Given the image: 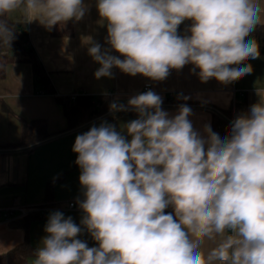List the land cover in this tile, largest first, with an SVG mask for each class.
I'll list each match as a JSON object with an SVG mask.
<instances>
[{"label":"clouds","instance_id":"1","mask_svg":"<svg viewBox=\"0 0 264 264\" xmlns=\"http://www.w3.org/2000/svg\"><path fill=\"white\" fill-rule=\"evenodd\" d=\"M17 10L26 23L51 30L82 19L86 6L0 0V17ZM97 10L107 22L106 42L124 57L85 37L100 65L97 79L116 67L162 81L192 64L201 82L228 84L250 74V64L240 65L260 55L246 38L264 25V0H97ZM185 20L192 25L182 37L177 30ZM13 39L14 29L0 19V42L10 47ZM257 95L223 139L210 125L206 138L194 130L186 105L169 118L151 90L128 100L139 116L125 125L131 139L106 122L77 135L81 224L98 246L78 239L81 227L57 211L33 264H264V95ZM110 110L125 106L112 103Z\"/></svg>","mask_w":264,"mask_h":264},{"label":"crops","instance_id":"2","mask_svg":"<svg viewBox=\"0 0 264 264\" xmlns=\"http://www.w3.org/2000/svg\"><path fill=\"white\" fill-rule=\"evenodd\" d=\"M83 3L86 6L83 18L79 21L70 20L63 27L57 25L56 33L38 21L27 23L31 45L57 95L110 96L114 103L128 106V100L144 93V87L149 84L153 92L161 97L162 104L167 103L168 98L179 95L184 104L207 105L227 112L232 109L234 101H243L247 105L246 114L253 104L260 101L257 89L264 95V56L249 59L240 65L250 64L251 73L228 84L215 78L201 82L199 69L192 64H187L180 70L171 69L168 77L162 81H154L141 74L131 76L116 67L111 69V77L97 79L94 74L100 65L89 55L90 45L84 42L85 37H92L94 42L101 45L102 51L107 50L110 55L120 59L124 57L106 42L107 22H102L99 16L97 0H83ZM10 17L15 21L26 22L22 10L10 13ZM181 25L178 35H190L192 21L185 20ZM69 28L73 32L65 34ZM242 92L244 99L240 98ZM162 110L169 114V118L179 112L175 108ZM191 110L192 114L188 119L194 130L206 138L204 126L210 125L214 130L216 116L205 110ZM137 118V112L122 113L93 126L106 122L113 125L126 139H131L125 125ZM34 121H44L50 137L70 130L64 107L53 95L36 87L33 66L27 62L9 64L6 77L0 80V149L22 148L17 145L22 139L23 124ZM85 132L87 131L68 135L30 152L0 155V255L21 245L26 237L23 217L9 222L4 219L5 211L12 208L27 212L45 209L43 218L29 224L30 241L35 250L42 246V240L47 235L45 227L49 216L57 211L63 213L65 218L71 217L81 227L78 239L86 242L89 247L98 246L81 224L85 213L79 202L85 197L79 180L81 169L75 164L78 154L72 150L76 136ZM50 182H54V186L51 198L47 200V186ZM70 203H75L73 209L69 208ZM33 257L28 258L27 264H33Z\"/></svg>","mask_w":264,"mask_h":264},{"label":"trees","instance_id":"3","mask_svg":"<svg viewBox=\"0 0 264 264\" xmlns=\"http://www.w3.org/2000/svg\"><path fill=\"white\" fill-rule=\"evenodd\" d=\"M0 19L5 20L8 25L14 29V39L11 41L10 47H7L0 42V80L6 77V70L9 64L22 62L30 63L33 66L36 87L44 93L53 95L56 101L64 107V112L68 119L70 130L80 127L81 125L111 111L110 105L114 102L110 96L78 95V97L74 99L73 95H57L48 73L31 45L28 24L25 21L13 20L10 17V13L6 14L4 17H0ZM56 26L52 28L53 33H56ZM181 29L182 25L180 24L177 30L178 34ZM72 32V28H69V31L65 34H71ZM246 39L255 40L259 46V56H264V26H257L255 31L252 32ZM172 99L174 104H184V101L179 95H174ZM235 109L238 115H245L247 112V105L245 102L240 101L237 103ZM224 113L228 117H232L233 108ZM215 119L217 123L214 125L213 132L219 134L221 139H223L228 134L230 125L217 117ZM88 130L89 128L85 131ZM49 137L50 134L47 131L46 123L44 121L24 123L22 139L17 146L26 147L48 139ZM53 186L54 182H50L47 186V200H50L51 198ZM43 217L44 213L40 211H32L22 218L26 229L25 240L21 245L17 246L13 250L0 255V264H27L28 258L33 257L36 251L30 241L29 224L32 221Z\"/></svg>","mask_w":264,"mask_h":264},{"label":"water","instance_id":"4","mask_svg":"<svg viewBox=\"0 0 264 264\" xmlns=\"http://www.w3.org/2000/svg\"><path fill=\"white\" fill-rule=\"evenodd\" d=\"M172 98H168L167 99V103L165 104H161V108H175V109H179L181 107V105H186L188 106L190 109H198V110H205L208 111L210 113H212L214 116L218 117L219 119H221L222 121L226 122L228 125L231 126L232 124V120L221 110L212 107V106H207V105H187V104H174ZM128 112H136L134 109H132L129 106H125V110L123 111H109L107 114L102 115L86 124L81 125L80 127H77L75 129H71L69 131L60 133L58 135H55L53 137H50L48 139L42 140L38 143L26 146V147H22V148H17V149H0V155H6V154H16V153H23V152H30L33 151L34 149L45 145L47 143L53 142L55 140L61 139L63 137H66L68 135H72L81 131H84L90 127H92L93 125L97 124L98 122H101L105 119L111 118L115 115H119L122 113H128Z\"/></svg>","mask_w":264,"mask_h":264},{"label":"built area","instance_id":"5","mask_svg":"<svg viewBox=\"0 0 264 264\" xmlns=\"http://www.w3.org/2000/svg\"><path fill=\"white\" fill-rule=\"evenodd\" d=\"M149 90L153 91V88H152L151 85L148 84V85H146V86L144 87V92L149 91ZM77 97H78V95H73V98H74V99H76ZM170 98H173V96L170 97ZM240 98H241V99H244V93H243V92L240 93ZM236 105H237V101H234V105H233V107H232V108H233V114H232V117H229L232 121H234L235 118H237L238 116H240V115H238L237 112H236V109H235ZM74 207H75V203H70V204H69V208H70V209H73ZM39 211L42 212V213H45V209H40ZM165 211H166V212H172V208L169 207V208L166 209ZM28 213H29V212H27V211H23V210H20V209H18V208H12V209H9V210L5 211L4 219H5L7 222H9V221H11L12 219H16V218H18V217H24V216H26Z\"/></svg>","mask_w":264,"mask_h":264},{"label":"rangeland","instance_id":"6","mask_svg":"<svg viewBox=\"0 0 264 264\" xmlns=\"http://www.w3.org/2000/svg\"><path fill=\"white\" fill-rule=\"evenodd\" d=\"M257 74H259V72L256 71Z\"/></svg>","mask_w":264,"mask_h":264}]
</instances>
